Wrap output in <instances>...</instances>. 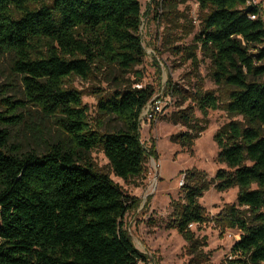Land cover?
Returning a JSON list of instances; mask_svg holds the SVG:
<instances>
[{
  "label": "trees",
  "instance_id": "1",
  "mask_svg": "<svg viewBox=\"0 0 264 264\" xmlns=\"http://www.w3.org/2000/svg\"><path fill=\"white\" fill-rule=\"evenodd\" d=\"M196 2L205 14L185 58L197 71L196 52H201L225 103L199 84L182 101L189 100L202 120L223 106L240 121L224 124L213 137L217 162L225 169L209 181L200 171L184 173L182 201L174 205L170 226L198 259L199 242L189 230L205 222L198 199L209 186L219 192L237 188L236 205L226 207L219 219L240 237L221 264H262L264 25L249 0ZM140 18L138 0H0V53L11 55V71L20 76L25 96V101L0 98V264L145 263L123 229L136 200L96 171L89 154L100 149L113 175L124 182L142 176L139 116L153 89L133 86L140 83L138 73L126 87L99 95V113L123 125L102 133L89 124L80 93L65 88L70 79L86 80L92 71L114 68L127 75L141 65ZM26 106L52 118L65 140L49 142L42 152L10 145L6 127L21 122L18 111ZM192 112L187 106L172 118L188 130L172 142L188 149L203 131Z\"/></svg>",
  "mask_w": 264,
  "mask_h": 264
},
{
  "label": "rangeland",
  "instance_id": "2",
  "mask_svg": "<svg viewBox=\"0 0 264 264\" xmlns=\"http://www.w3.org/2000/svg\"><path fill=\"white\" fill-rule=\"evenodd\" d=\"M138 1L141 6L139 35L144 49L142 64L127 75L114 68L92 71L86 80L70 79L65 88L80 93L89 124L94 129L100 126L98 131L104 133L118 130L123 125L114 117H103L99 113L98 96L126 87L135 81L136 74H141L140 83L133 86H149L154 92L147 104L149 110L144 109L139 116V139L145 151L142 176L128 182L115 177L100 149L89 154L93 167L106 174L124 195L136 200V206L123 218V229L133 246L146 257L144 264H221L240 237L238 230L226 228L219 219L226 207L236 205L237 188L219 192L209 186L198 199L205 222L189 226L194 239L199 242L201 255L198 259L170 223L174 205L182 201L184 173L200 171L209 181L216 171L225 169L217 162L218 147L213 137L224 124L240 121V118L230 117L220 106L218 110L208 111L202 120V115L189 100L182 101L199 84L203 91L214 93L220 105L225 103L223 91L210 77L209 61L197 50L199 65L195 71L185 58L184 49L194 44L193 39L199 33L205 14L199 10L196 0ZM249 3L256 6L264 25V0H249ZM261 48L264 49V43ZM10 62L9 53H0V98L25 101L21 78L11 71ZM261 81L264 82V77ZM154 103H158V110L152 108ZM187 106L192 108L195 119L202 120L203 127L190 149L172 142L173 137L188 132L182 124L172 122L174 115ZM18 113L22 116L21 122L6 129L10 135L9 144L20 146L22 152H42L49 142L65 140L53 119L36 108L26 106Z\"/></svg>",
  "mask_w": 264,
  "mask_h": 264
},
{
  "label": "built area",
  "instance_id": "3",
  "mask_svg": "<svg viewBox=\"0 0 264 264\" xmlns=\"http://www.w3.org/2000/svg\"><path fill=\"white\" fill-rule=\"evenodd\" d=\"M248 3H249V2H248ZM148 108H149V106L146 105V107H145L144 109H145L146 111H148V110H149ZM152 108L155 109V110H158V103H154V105H153ZM144 109H143V110H144ZM145 110H144V111H145ZM142 112H143V111H142Z\"/></svg>",
  "mask_w": 264,
  "mask_h": 264
},
{
  "label": "water",
  "instance_id": "4",
  "mask_svg": "<svg viewBox=\"0 0 264 264\" xmlns=\"http://www.w3.org/2000/svg\"><path fill=\"white\" fill-rule=\"evenodd\" d=\"M249 9H250V8H247V9L245 10V12H248V11H249Z\"/></svg>",
  "mask_w": 264,
  "mask_h": 264
}]
</instances>
